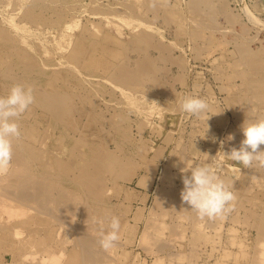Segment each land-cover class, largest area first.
Returning a JSON list of instances; mask_svg holds the SVG:
<instances>
[{"label":"rangeland","instance_id":"rangeland-1","mask_svg":"<svg viewBox=\"0 0 264 264\" xmlns=\"http://www.w3.org/2000/svg\"><path fill=\"white\" fill-rule=\"evenodd\" d=\"M19 1L0 0V24L10 31L13 29L11 32L14 36L22 37L29 43L28 48L33 50L35 62L37 61L36 65H38L35 70L25 73L16 58L11 59V61L7 60L3 57V51L0 50V69L6 68L9 62L14 63L16 61L14 63L17 65L14 68L15 76L28 83L34 82L36 85L46 87L47 82L53 80V83L58 82V85H52V83L51 85L62 92L68 90V92L76 91L79 95L83 94V96L90 99L89 107L92 106V109H89H91V112H95L98 105L100 106L95 112L100 117L97 118L100 122H92L87 116L88 114L86 115L84 112L86 109L83 108L88 104L82 108L83 104L80 103L81 105H79L77 103L78 111H75L72 118L68 119L67 122L56 125L51 114L44 111L45 109L38 106L34 100V103L24 113L25 115L23 114L19 118L17 123L21 132L22 130L26 131L25 129L28 128V130H31H29L30 134L37 137L34 145L44 149L41 151H46L44 159H47L50 153L67 159L70 149L75 139H77L75 137L79 136L82 129L89 132L92 129H104H102V137L104 138L102 143L105 147L107 146L106 148L110 147L108 149L110 153L116 152H113L112 155L120 164L114 172H111L112 175L106 173L110 193L105 203L99 207V212L104 209L101 212L102 215L104 212L110 211L105 215L107 218H103L105 220L103 225L105 231L108 229V218L113 215L117 216L120 219L121 226L123 225L120 229L121 239L114 249L119 258L117 257V262L114 264H249L250 257L253 254L259 249L264 250L263 245H256L259 240H263L262 237L264 236L258 229V223L264 224V172L261 171L264 168L260 167L259 169L258 166L255 167L256 165L251 168H244L243 165L225 159L223 153L220 152V142H224L223 150L225 152L229 151L231 147L239 148L244 138L241 132L244 121L264 118V79H261V75L252 74L251 83L244 80L246 66L243 61L246 60L247 55L243 54L242 49L246 47L253 58L255 57L254 59L264 60V0H48L50 2L48 6L55 5V9L59 10L63 17L60 22L56 23L59 18L53 12L54 10L52 11L53 7L44 8V13L37 7V12L41 10L44 16H47V18L50 16L51 18L48 19L54 21L47 24L39 23L37 25L39 30L37 26L21 21V17L17 14L18 10H16L17 12L13 10L11 4L13 3L15 6L19 4L25 9L31 7L33 0ZM149 1L154 5L153 10L146 7ZM194 1L202 8L203 14L196 13V10L192 7ZM5 2L9 3L6 4ZM126 7V23H122L119 18L123 14L121 13L122 10ZM204 7H210L212 11L209 8L203 9ZM208 9L210 12H207ZM67 17L69 19H66ZM9 23H12V26ZM83 26L87 27L84 28ZM85 29L89 31L88 34L86 31L84 32ZM142 29L148 30L151 35L150 40L144 41L140 45L144 49L143 52L146 51V55L154 62L153 67L155 68L153 69L156 78L162 83L161 89L150 84H148V87V85H140L139 83L126 87V85L113 84L109 79L118 67V63L130 62L132 68H134L133 66L140 59V53L128 52L129 50L125 49H128L131 42L135 43L137 41V35ZM67 30L68 33L71 32L68 34ZM102 41L107 43L104 44ZM35 43L39 49L35 48ZM68 45L69 47L77 45L81 50L80 52H82V58L79 59L80 62L78 60L79 64L77 63L79 66L75 68L76 77L80 80V84L70 79L71 76L66 75L68 72L66 69L69 68V65L64 57L67 55L65 52H68V48H66ZM39 50L40 52H38ZM64 50L66 51L63 52ZM115 52H117L116 55ZM118 53L120 56H118ZM84 68L87 70L86 72ZM97 69H99V73ZM13 85L14 83H9V85L0 83V96H7ZM134 86L135 89H133ZM189 95L205 98L209 101L211 107L206 117L197 119L181 111L180 104ZM141 98L145 99L142 101ZM246 103H250V106L246 111L248 117L244 118L241 115L244 113L243 109L245 107L243 108V106ZM105 106L107 107L105 108ZM114 113H118L119 116L118 114L114 116ZM104 114L105 116H103ZM109 116L112 117V122ZM71 120L77 121V128L71 126ZM103 121H107L109 124ZM101 122L102 124H100ZM33 123L36 124L32 125ZM39 123L41 127H39ZM112 125L115 131L112 130ZM30 134L29 136H31ZM230 134L234 135L232 141L227 140ZM20 136H22V133ZM65 139L67 140L65 141ZM129 139L130 141H126ZM40 143L42 146H40ZM64 145L65 147H63ZM79 148L82 154L88 153L89 147L80 146ZM117 148L121 153L118 152ZM122 149L126 154L122 152ZM181 160H186L190 167L213 164L214 162L221 163L222 167L219 174L226 181L233 184L232 191L236 196L233 202V210L223 218L201 219L202 229L200 230L194 229L192 219H179L178 215L173 213L172 217L176 216L173 217L175 218L174 226H182L179 229L180 232H175V235L179 236L183 231V236L176 239V237H172L169 230H166L163 237L165 238L164 241H168L169 246L159 252L156 250L158 245L152 246L154 249L150 248L152 251H148L147 248H144L141 237L152 212L159 213L156 202L158 190L161 189L163 183H167L166 186L168 185V187L166 189L176 188L179 193L184 187L181 179L182 173L179 170L181 164H183ZM35 170H37V167ZM187 174L190 175V173ZM170 176L171 184L168 182ZM112 179L116 181L114 182ZM114 183L116 184L114 185ZM82 215V213H79L76 216V223L82 222ZM257 215L258 218H261L260 221ZM168 218L166 222L172 226V218ZM100 219L94 220V224L100 226L96 222ZM53 224L55 235L58 232L59 245L52 246L53 250L56 254H59L66 246L65 252L70 253L76 247L74 244L75 233H68L63 230L64 234L62 229H59V225ZM67 239H69V242ZM178 253L183 254V256H179ZM14 255L12 252L5 254L0 249V264H15L17 262L22 264L21 259ZM37 260L39 262L40 259Z\"/></svg>","mask_w":264,"mask_h":264},{"label":"bare ground","instance_id":"bare-ground-1","mask_svg":"<svg viewBox=\"0 0 264 264\" xmlns=\"http://www.w3.org/2000/svg\"><path fill=\"white\" fill-rule=\"evenodd\" d=\"M8 3H6V4H8ZM49 3L50 2L48 0H33V2H32L33 7L31 5V7H29V8L26 7L25 9H23L21 6H19V4H16L17 6H15L13 3H11V4H12L13 10H15V11L18 10L17 14H19V16L21 17L20 18L21 21H23L24 23H27V24L35 25V27H36L39 23H46L47 24V23L54 22L53 20L48 19L50 16L48 18H47V16H44V14H43L44 8L47 9V8L53 7L52 11L54 10L53 12L59 18V20L56 21V23L60 22V20L62 19V17H63L62 13L59 10L55 9V5L54 6L53 5L48 6ZM133 3H134V1H133ZM37 7L39 9H41L43 13L41 12V10H39L37 12V10H36ZM146 7L150 10L154 9V5L152 4L151 1H149L146 4ZM192 7L196 10L197 14H203L204 13L202 8H200L198 6L196 1H194L192 3ZM207 8L210 9V7H207ZM207 8L204 7L203 9H207ZM19 9H21V10L19 11ZM97 9H98V7H97ZM209 9L207 10V12H210V10L212 8L210 10ZM93 12H94V10H93ZM11 13H13V12H11ZM111 13L113 14V12H111ZM121 13H123V14L121 15V18H119V19H121L120 21L122 23H126L125 18H126V14H127V7L124 8ZM123 15H125V16H123ZM112 17L114 18L115 16H112ZM66 19H69V18L67 17ZM72 19H74V18H72ZM116 19L118 20V17ZM67 23H69V22H67ZM108 23H111V22H108ZM9 24H11V26H12V23H9ZM106 25H108V24L106 23ZM85 27H87V26H85ZM17 28H18V26H17ZM37 28H38V26H37ZM38 30H39V28H38ZM43 30H45V29H43ZM68 30H67V33H68ZM76 30H77V28H76ZM78 30H79V28H78ZM109 30L111 31V29H109ZM11 31L8 30L7 28H4L0 24V50L3 51V54H4L3 57H5L7 60L9 59L10 61H11V59L16 58L19 61L18 64H20L23 72H25V73H28L31 70H35L37 68L38 64L36 65L37 61L35 62L33 50H30L28 48L29 43H27V41L25 39H23L22 37L20 38V37L14 36ZM85 31H86V29L84 30V32ZM86 32L88 34L89 31L87 30ZM58 34H59V32H58ZM126 36H128V35H126ZM59 37H61V36H59ZM80 37L82 38V36H80ZM150 37H151V35L148 32V30L142 29L141 32L137 35V41H135V43L131 42V44H130L127 42L128 44H130V46L128 47V49H125V50H129L128 52L134 51L136 53H140L141 57L133 66L134 68H132L130 62L129 63L128 62L118 63L119 64L118 67L113 71V73L109 77V79L112 81L113 84L126 85V87H127L128 85L132 86L135 83L136 84L139 83L140 85L150 84L153 87H156L158 89L162 88V83L159 82V79L156 78V76H155V72L153 69V68H155V67H153L154 62L152 61L151 58H149L146 55V51H145V53L143 52L144 49L141 47L142 45H140V43L150 40ZM55 38H57V37H55ZM42 41H45V40H42ZM47 42H49V41H47ZM78 42H79V40H78ZM102 42H104V44L107 43L106 41H102ZM33 43H34V41H33ZM41 44L43 45V43H41ZM52 44H54V43H52ZM101 44H103V43H101ZM108 44L110 45V43H108ZM35 46H36V43H35ZM35 48L39 49V47H37V46ZM43 48H44V46H43ZM43 48H42V50H43ZM56 48H58V47H56ZM66 48H68L67 49L68 52H65L66 50L63 51L65 53H67V55L64 57V59H65V61H67L68 65H69V68L66 69V70H68L66 75L71 76L70 79H73L74 81H76L77 83L80 84V80H78L76 77L77 74L75 72V70H76L75 68L77 66H79V65H77V63H78V60L82 58L81 57L82 52H80L81 50L79 49V46H77V45H72L70 47L68 45V47H66ZM242 49L244 52L243 54L247 55L246 60L243 61V64L246 66V69H245L246 71H244V75H245L244 80L251 83L252 74L261 75L262 76L261 79H264V60L263 59H254L255 57L253 58V55L251 53H249V51L246 47H243ZM87 50L90 51L88 48H87ZM119 50H122V49H119ZM34 51H36V50H34ZM38 52H40V50ZM59 52H57V53H59ZM116 53L117 52H115V55H116ZM119 53H118V56H120ZM136 53L134 54L135 57L137 56ZM35 54H38V53H35ZM122 54H123V52H122ZM92 56L94 57V55H92ZM123 56H124V54H123ZM85 59L87 60V58H85ZM90 59H93V58H90ZM47 61H49V60L47 59ZM38 62H40V61H38ZM79 62H80V60H79ZM83 62H84V60H83ZM14 63L9 62V64H7V66H6V68L0 69V83H2L3 85L4 84L9 85V83H12V84L14 83V84H23L26 87L30 86L33 89V95H34V100H35L36 104L38 106L44 108L45 109L44 111H47V113L51 114V116L54 120V123L56 125L67 122V121H69L68 119L72 118V115L75 113V111H78L77 103L79 105H81L80 103H82L83 104L82 108L88 104L87 106H85L86 108L85 107L83 108V109H86L84 112L86 113V115L88 114L87 116H89V118L92 122H96V121L100 122L99 120H97V118H100V117H98L95 114L97 109H99L98 107H100V106L98 105L95 112H91L92 106L89 107L90 99L88 97L83 96V94L79 95V93H77L76 91H71V90H69L71 92H68V90H66V92H62L60 89L56 88L55 86H52V85L58 83V82L53 83V80H51L50 82H47L46 87L36 85L34 82L28 83L27 81L20 79V78L15 76V74H14L15 69L14 68L17 65ZM90 65H95V64H90ZM61 66H63V65H61ZM88 67H90V66H88ZM84 70H85V68H84ZM98 70L99 69H97V71ZM86 71L87 70H85V72ZM90 72H91V70H90ZM99 72L100 71H98V73ZM50 73H53V72L51 71ZM60 73H62V72H60ZM60 73H58V74H60ZM87 75H88V73H87ZM60 79H63V78H60ZM70 79H68V81H70ZM96 81H97V79H96ZM51 83H52V85H51ZM258 83H260V82H258ZM60 84H61V82H60ZM95 84H94V86H95ZM74 85H76V84H74ZM108 85H110V84H108ZM65 87H67V86H65ZM148 87H149V85H148ZM255 87L256 86L254 85V88ZM135 88L136 87L134 86L133 89H135ZM254 88H253V90H254ZM137 89H139V88H137ZM73 90H74V88H73ZM131 92H133V91H131ZM245 92H247V91H245ZM166 93H167V91H166ZM247 97L249 98V96H247ZM92 98H91V100H92ZM98 98H100V97H98ZM114 99H115V97H114ZM141 99L143 101V99H145V98H141ZM95 104H96V102H95ZM104 105H105V103H104ZM128 106H129V104H128ZM134 106H136V105H134ZM134 106H132V107L134 108ZM249 106H250V103L249 104L246 103L243 106V108L244 107L245 108L243 109L244 113L241 115L242 117H244V118L248 117L246 111H247V108ZM106 107L107 106H105V108ZM89 108H91V109H89ZM102 108H104V107H102ZM115 111H117V110H115ZM125 112H127V111H125ZM251 112H252V110H251ZM114 114H115L114 116H117L118 113L117 114L114 113ZM48 115H47V118H48ZM44 116H46V115H44ZM103 116H105V114ZM107 116H108V114H107ZM118 116H119V114H118ZM109 118L112 122V119H111L112 117L109 116ZM218 118H220V117H218ZM42 119H44V118H42ZM84 119H85V117H84ZM39 120H40V118H39ZM106 120H108V119H106ZM21 121H22V119H21ZM24 121H25V119H24ZM35 122H36V119H35ZM103 122H105V121H103ZM105 123H108V122L106 121ZM34 124H36V123H33L32 125H34ZM100 124H102V122ZM116 124H119V123H116ZM128 124H129V122H128ZM123 125H126V124H123ZM21 126H23V125H21ZM26 126H25V128H26ZM71 126L74 128H77L78 127L77 121L76 120L72 121ZM39 127H41V124ZM62 127H64V126L62 125ZM128 127H129V125H128ZM113 128L114 127L112 125V130H113ZM123 128H124V126H123ZM37 129H39V128H37ZM102 129L101 130L92 129L90 132L82 129L80 131V133L78 132L79 136L75 137L77 139H75V141H74V143L70 149V152L68 151L69 155H68L67 159H63L62 157L52 155V153L48 154L47 159H44V156H45L44 153L46 151L43 152V151H41L43 148L40 149V147L38 148L34 145V141H36L37 137L31 135L30 134L31 130L29 129L30 130L29 131L28 128L25 129L26 131L22 130V132H21L22 136H20L19 139H16L13 141V159H12L11 168L7 173L0 174V249H1V251H3V253H5V254L6 253L8 254V252L14 253L16 255V257H19L21 259L22 264H26V263H28V264H59L60 262H61V264H114L115 262H117L118 256L114 252L115 248H113L109 251H104L100 247L98 234L101 230V227L99 225L94 224L95 223L94 220H96L97 218L103 219L106 214L110 213V211H107L106 213L104 212L103 213L104 216H103L101 214V212H102V210L104 211V209H102V208H101L102 210L99 212V209H100L99 207L105 203L106 198L108 197V194L110 193V187L108 186V179L106 177V173L107 174L110 173L112 175L111 172H114L115 168L120 166L119 162L117 163V160L114 158V155H112L113 152H115V151L110 153L108 151V149L110 148L109 145H108L109 148H106L107 146L105 147L104 143H102V140L104 139L102 137V132L104 129L103 130ZM61 130H62V128H61ZM67 130H69V129H67ZM57 131H59V130H57ZM65 131H66V129H65ZM113 131H115V130H113ZM71 133H73V132H71ZM29 134L31 136H29ZM73 135H74V133H73ZM129 136H131V135H129ZM66 140L67 139H65V141ZM48 141H49V139H48ZM126 141H130V139L126 140ZM41 143H40V146H42ZM80 146L89 147L88 153L87 154L85 153V155L82 154L80 152V148H79ZM63 147H65V145ZM126 147H128V146H126ZM130 148H131V146H130ZM261 148L264 149V147H262V146H261ZM111 149H112V147H111ZM66 150H68V149H66ZM124 150H127V149H124ZM118 152L121 153L120 150ZM122 152H123V149H122ZM124 154H126V153H124ZM129 158H130V156H129ZM189 162H191V161H189ZM184 166H185L184 163L181 164V168H183ZM36 167H37V170H35ZM255 167H257V166H255ZM259 169H260V167H259ZM169 170H170V168H169ZM261 171H262V173L264 172V170H261ZM178 175L179 174L177 173V176ZM115 176H117V175H115ZM263 176H264V173H263ZM180 178H181V176H180ZM112 180L114 181V179H112ZM168 180H169L168 182L171 184L172 183L171 176L168 178ZM115 184L116 183H114V185ZM166 184L167 183H163V186L161 187V189L158 190L156 202H157V206H158L157 208H158L159 213H157L154 210L155 213L152 212L150 219L146 223L147 224L146 228L145 229L143 228L144 231L142 233L141 241H142V244L145 246L144 248H147L148 251L149 250L152 251L151 250L153 248L152 246L158 245V248L156 249L158 252L162 251L165 247L169 246L168 241L167 240L164 241L165 238L163 237L164 232L166 230H169L172 233V237L174 236V237H176V239L181 238L183 236V231L179 236L175 235V232H180L179 229H181L182 226L181 225H177V226L175 225L174 226L175 218H173V217H176V216L172 217L173 213L177 214L178 215L177 217H179V219L180 218L181 219H184V218L185 219H187V218L192 219L193 224H194L193 226H194L195 230L202 229L200 224L202 223L201 221L203 219L201 220L197 216L195 211L190 209V206H188L187 204L182 202L181 195H180L181 192L179 193L178 189H176V188L175 189H173V188L166 189V187H168V185L166 186ZM112 212H113V210H112ZM171 212H172V214H171ZM79 213L83 214L81 216L82 222L76 223L75 218L77 215H79ZM153 214H154V216H153ZM191 216H194V217H191ZM168 217L172 218V221H173L172 226L173 227L170 226V224H168L166 222V219ZM105 218H107V217H105ZM257 218H258V215H257ZM259 219H261V218H258V220ZM53 223H55L56 225H59L60 226L59 229H62V231L64 230V231H67L68 233H71V232L75 233L76 239L74 241V244L76 245V247H74L73 250L70 251V253L65 252L66 246L63 248V251L60 250L61 253H59V254H56L55 251L53 250L54 248H52V246H55V245L59 246L58 245V232H57V235H55L56 233H54L55 231H54V227H53L54 224ZM256 229H257V226H256ZM258 229H259V232L262 233V235H264V224L258 223ZM108 230L109 229H107L106 231H108ZM64 231H63V233H64ZM69 239H67L68 242H69ZM262 239L263 240H259L258 244L256 243V245H263L264 246V242H263L264 236L262 237ZM70 240H72V239H70ZM66 244H67V241H66ZM158 252H156V254H158ZM180 253H178L179 256H183V254H180ZM178 254H176V255H178ZM169 256H171V255H169ZM38 258L40 259L39 262L37 260ZM250 258L251 259L249 261L250 262L249 264H264V250L259 249V251H257L255 254H253ZM159 261H160V259H159ZM157 262H158V260H157ZM15 264H19V262L15 263Z\"/></svg>","mask_w":264,"mask_h":264},{"label":"clouds","instance_id":"clouds-1","mask_svg":"<svg viewBox=\"0 0 264 264\" xmlns=\"http://www.w3.org/2000/svg\"><path fill=\"white\" fill-rule=\"evenodd\" d=\"M33 103V89L23 84H14L7 96H0V174L7 173L11 168L13 141L19 139L21 135L17 121ZM210 107L209 101L205 98L191 95L186 96L180 104L181 111L197 119L206 117ZM208 128L209 126L207 131ZM241 132L244 138L239 148L231 147L225 152L224 142L221 141L220 152L225 159L243 165L244 168H251L253 165L264 168V149L261 148L264 145V118L254 121L245 120ZM233 139L234 135L230 134L227 137L228 141ZM182 162L185 166L180 169L184 186L180 194L181 199L200 219L223 218L233 210V202L236 199L232 191L233 184L219 174L221 163L190 167L186 160ZM96 222L101 226L98 234L100 247L104 251L115 248L121 239L120 219L114 215L108 218V231L104 230V219Z\"/></svg>","mask_w":264,"mask_h":264}]
</instances>
